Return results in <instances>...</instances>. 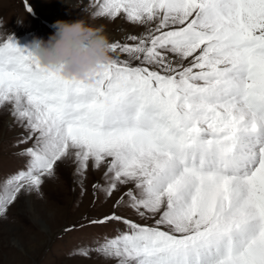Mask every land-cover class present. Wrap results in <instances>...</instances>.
Masks as SVG:
<instances>
[{
    "label": "snow or ice",
    "instance_id": "obj_1",
    "mask_svg": "<svg viewBox=\"0 0 264 264\" xmlns=\"http://www.w3.org/2000/svg\"><path fill=\"white\" fill-rule=\"evenodd\" d=\"M144 31L111 42L95 83L0 41V108L25 130V166L0 184V218L74 160L103 168L122 223L94 249L117 264H264V0H95ZM29 13L31 6L26 4ZM116 54L124 58H118ZM93 183L94 194L101 190ZM82 227V226H81ZM66 227L65 232L73 231ZM88 255L87 251L81 253Z\"/></svg>",
    "mask_w": 264,
    "mask_h": 264
},
{
    "label": "rangeland",
    "instance_id": "obj_2",
    "mask_svg": "<svg viewBox=\"0 0 264 264\" xmlns=\"http://www.w3.org/2000/svg\"><path fill=\"white\" fill-rule=\"evenodd\" d=\"M92 3L95 0H0V20H3L0 33L4 39L13 37L19 48L28 49L34 38L48 41L55 33L53 25L59 20H83L102 26L104 33L110 36V43H131L127 40L129 35L144 31L123 16L115 20L97 18ZM26 4L31 6V13ZM24 135L25 130L10 115L9 109L0 108V184L25 166L26 158L18 155L30 146L19 145ZM76 168L72 159L59 164L55 177L45 181L40 193L21 195L6 217L0 218V264H117L115 259L105 258L94 249L105 237L116 236L126 230V226L118 222L90 225V220L115 210L116 214L137 223L153 224L152 220L141 219L129 208L126 197L125 204L114 209L113 205L125 189L108 198L103 190L107 187L103 168L89 170L83 186ZM94 182L102 186L95 194ZM66 227L74 230L65 232ZM84 251L88 252L87 256L81 254Z\"/></svg>",
    "mask_w": 264,
    "mask_h": 264
},
{
    "label": "clouds",
    "instance_id": "obj_3",
    "mask_svg": "<svg viewBox=\"0 0 264 264\" xmlns=\"http://www.w3.org/2000/svg\"><path fill=\"white\" fill-rule=\"evenodd\" d=\"M19 23V22H18ZM48 41L34 38L28 50L42 67L59 70L68 79L95 83L113 60L112 48L103 27L83 20L57 21ZM3 28V20H0ZM0 39H4L0 33Z\"/></svg>",
    "mask_w": 264,
    "mask_h": 264
},
{
    "label": "bare ground",
    "instance_id": "obj_4",
    "mask_svg": "<svg viewBox=\"0 0 264 264\" xmlns=\"http://www.w3.org/2000/svg\"><path fill=\"white\" fill-rule=\"evenodd\" d=\"M105 34L107 35L108 38L110 37L106 32H105Z\"/></svg>",
    "mask_w": 264,
    "mask_h": 264
}]
</instances>
